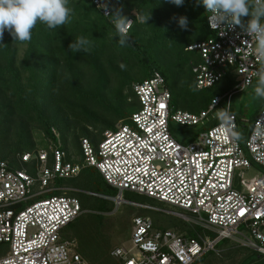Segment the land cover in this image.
I'll list each match as a JSON object with an SVG mask.
<instances>
[{
  "label": "built area",
  "instance_id": "1",
  "mask_svg": "<svg viewBox=\"0 0 264 264\" xmlns=\"http://www.w3.org/2000/svg\"><path fill=\"white\" fill-rule=\"evenodd\" d=\"M91 1L106 17L121 7V0ZM135 17L140 20L133 9L129 30ZM209 28L215 37L186 48L196 55L190 60L196 87L210 88L230 75L240 89L250 86L264 65L254 56L251 38L238 26L223 33ZM133 90L138 108L131 123L106 130L96 147L82 138L80 157L64 148L53 127L47 146L17 154L19 167L0 161V245H5L0 264H93L78 252L75 240L62 235L83 212L78 197L59 194L20 206L48 192L75 190L54 184L85 167L96 168L120 191L121 201L125 191L153 198L189 212L192 217H182L198 227L190 236L158 228L148 215L135 216L131 246L111 253L123 264H194L207 252L219 254L222 240L264 255V173L249 175L256 165L264 168V107L243 145L239 123L250 121L231 112L234 91L213 97L208 108L194 113L173 109L159 71L135 83ZM220 107L228 121L207 125ZM173 122L203 129L183 143L172 133Z\"/></svg>",
  "mask_w": 264,
  "mask_h": 264
},
{
  "label": "trees",
  "instance_id": "2",
  "mask_svg": "<svg viewBox=\"0 0 264 264\" xmlns=\"http://www.w3.org/2000/svg\"><path fill=\"white\" fill-rule=\"evenodd\" d=\"M67 6L70 16L65 25L50 29L46 24L37 21L29 41H14L7 30L3 33V44H0V161H6L14 167H19L17 154L36 148L26 126L14 128L17 114L34 119L52 139L53 127L64 130L66 122L59 121L61 115L65 116V120L71 115L75 127L82 132L79 141V136H74L73 144L77 150L76 155L80 157L82 138H88L96 147L103 138V133L115 129L118 121L122 120L121 124L131 123L132 114L138 108L133 85L151 78L155 71L165 77L173 107L172 99L177 94L176 85L180 82L182 91L193 86L191 79L183 75L191 67L190 60L196 57L194 53L186 50L187 46L215 37L208 25V12L202 5L197 6L195 0H185L180 7L169 4L166 0H121V7L113 14L119 12L129 17L131 10L136 9L140 17V20L135 17L128 32L129 39L124 46L119 44L112 16L103 15L91 0H68ZM180 16L188 18L189 25L186 30L178 26L177 20ZM248 19L250 17H243L242 22L246 23ZM78 37L89 41L86 51L69 50V44ZM19 45L25 46L21 58L18 57ZM169 49L173 52L165 55ZM134 71L138 72V76L133 74ZM141 76L144 77L140 78L142 80L139 79ZM172 78H178L176 83H169ZM113 80L118 81V87L107 94L106 90ZM126 89L128 92L124 93ZM215 96L217 95H211L205 106L198 111L189 110L191 106L183 100L180 104L184 109H177L198 113L208 108ZM128 99L134 100L133 103L128 102ZM219 122L222 121L216 114L207 125ZM89 128L96 133H92ZM238 134L244 145L246 137L242 134L247 135V127L241 122ZM11 136L16 140L11 142ZM64 148L68 150L66 145ZM84 172H88L92 180H100L116 190V194L107 196L116 197L119 194L96 168L85 167L81 173ZM77 193V189L67 192L52 191L32 198L31 203L29 200L20 206L30 205L53 195L76 196ZM92 193L102 194L98 191ZM109 202L113 209L112 201ZM106 206L108 207L107 203ZM187 230L190 236L196 235L195 230ZM62 235L66 238L64 231ZM224 241L226 240L220 241L218 246ZM251 250L253 253L241 264H264V255ZM209 253L213 252L203 254L194 264H205L208 260L206 254Z\"/></svg>",
  "mask_w": 264,
  "mask_h": 264
},
{
  "label": "rangeland",
  "instance_id": "3",
  "mask_svg": "<svg viewBox=\"0 0 264 264\" xmlns=\"http://www.w3.org/2000/svg\"><path fill=\"white\" fill-rule=\"evenodd\" d=\"M24 49V45L18 46L19 58L22 57ZM170 52H173V50H167L165 55L170 54ZM115 66L120 68L118 65ZM190 68L185 71L183 75L191 79L193 86L189 90L182 91L180 89L182 87H180V82L178 81L179 83L176 85L177 94L172 99L173 109H184L182 104H180L183 100V102H186L191 106L188 108L189 110L198 111L202 106H205L211 95L216 94L223 97L234 91L231 111L240 119L246 118L250 121L248 123L241 122L247 127V135L242 134L247 138L252 121L264 106V98L258 97L255 94V87L258 78L254 79L250 86L240 89L237 86L238 79H236L235 76H226L214 86L200 90L196 88L194 74ZM137 73L138 72L134 71L133 74L138 76ZM140 78L144 77L141 76L139 79ZM177 80L172 78L169 83L174 84ZM117 83L118 81L114 80L110 83L106 90L107 94H110L116 89V87H118ZM125 92H128V90L126 89L124 93ZM0 101H2V99H0ZM133 101L134 100L128 99V102L133 103ZM222 105L225 107V101H223ZM224 107H220L218 110L224 109ZM59 121L66 122L64 130L57 126L55 127L60 132L63 144L67 146L72 154H76L75 152L77 150L73 145L74 136L78 135L79 141L82 137L81 130L75 127V121L71 115L68 120H65V116L61 115ZM121 121H118L116 126L120 125ZM13 124L14 128H18L20 125L26 126L27 131L31 135V139L36 144L35 147L47 146L50 138L34 119H27L17 114ZM89 129L92 133H96L92 128ZM171 129L173 135L179 141L186 143L192 138V136L202 130V127L182 126L173 122L171 124ZM15 140L16 138H11V142ZM255 173H264V168L258 165L254 166V169L249 171V175ZM60 185L74 188L75 190L77 189L78 193L75 195L83 204L82 214L63 230L64 236L70 240H75L78 252L84 259L93 264H123L120 258L113 256L111 253L116 248H129L131 246L132 222L135 216H150L154 220L155 226L158 228H172L186 234L189 233L187 230L188 228L198 230V227L182 217L184 215L192 217L189 212L183 211L172 205L152 201L128 191L123 193L122 197L124 200L122 201L120 200V194L116 197L107 196L116 194V190L110 188L100 180H92L88 172H80L79 175L74 176L73 178L61 179L54 184V186L58 187ZM37 190L38 186H34L33 192L36 193ZM92 191H98L105 195H96L92 193ZM118 192L120 193L119 190ZM108 199L112 201L114 205L113 209L110 208L111 204ZM29 200L27 201L31 203L32 200ZM106 203L108 204V207L106 206ZM219 247V254L214 252L206 254L208 260H206L205 264H241L247 256L253 253L251 249L233 243L230 240L222 242ZM4 251L5 245L1 244L0 254L4 253Z\"/></svg>",
  "mask_w": 264,
  "mask_h": 264
},
{
  "label": "clouds",
  "instance_id": "4",
  "mask_svg": "<svg viewBox=\"0 0 264 264\" xmlns=\"http://www.w3.org/2000/svg\"><path fill=\"white\" fill-rule=\"evenodd\" d=\"M167 3L177 7L182 6L185 0H166ZM197 6L202 5L208 17L209 25L213 30H225L240 27L251 38L254 45V56L264 61V0H195ZM68 0H0V44L5 30L13 37L14 41H29L31 31L37 21L56 28L65 25L70 16L67 6ZM112 22L119 36V44L124 46L129 37L128 30L131 21L119 12L111 15ZM243 17H250L246 23ZM178 26L186 30L189 25L186 16H180ZM89 41L83 37L76 38L69 44L70 51H86ZM258 80L255 94L264 98V65L256 73ZM217 118L222 122L228 121V114L224 109L217 112Z\"/></svg>",
  "mask_w": 264,
  "mask_h": 264
}]
</instances>
